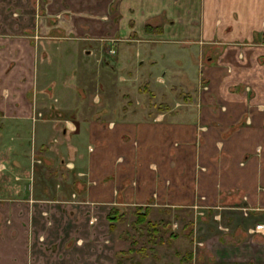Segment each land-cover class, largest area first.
<instances>
[{
  "label": "crops",
  "instance_id": "0c3cea01",
  "mask_svg": "<svg viewBox=\"0 0 264 264\" xmlns=\"http://www.w3.org/2000/svg\"><path fill=\"white\" fill-rule=\"evenodd\" d=\"M160 17L182 23L181 37L173 25L149 34ZM146 39L216 55L197 60L202 84L182 91L197 95L144 117L123 107L76 113L56 140L41 139L49 126L34 128L37 151L57 143L58 159L46 163L58 175L37 169L21 195L0 196V264H113L109 217L135 208L192 215L214 264H264V235L247 232L264 222V0H0V118L62 115L60 86L47 95L56 63L43 64L42 40L87 45L80 53L89 56L95 40Z\"/></svg>",
  "mask_w": 264,
  "mask_h": 264
},
{
  "label": "rangeland",
  "instance_id": "374dc122",
  "mask_svg": "<svg viewBox=\"0 0 264 264\" xmlns=\"http://www.w3.org/2000/svg\"><path fill=\"white\" fill-rule=\"evenodd\" d=\"M37 2L38 0H34V8ZM147 25L155 29L149 30V34L155 36L163 35V25H173L178 37L182 35L179 29H185L182 23L172 24L161 17L157 19V24ZM146 40L144 43L126 47L121 45L123 42L115 40H95L89 45L92 50L89 56L80 53L87 45L69 40L65 41L66 43H60L64 40L40 42L38 50L43 49L46 52V56L43 55V64L47 62L46 64L50 66L56 63L53 77L51 76L54 78V84L47 95L51 99L59 86L62 91L58 92L64 94L60 107L58 103H47L45 106L48 104L57 106L62 115H55L53 108L50 114H41L33 109L30 119L27 120L0 118V196L21 195L25 191L23 187L28 188L29 184L32 185L30 178L32 179V173L34 171L35 174L37 169H42L43 176L49 179L58 175L54 167L46 163L47 158L54 161L58 159L54 149L57 143L52 142L54 147L47 148V151L36 150L35 144L40 133L35 132L34 128L37 129L41 124L50 128V134L42 135L41 139L51 141L58 139L61 127L69 130L67 126L70 125L66 122L77 118L79 115L76 113L85 117L91 112L116 111L123 107L128 110L140 109L142 111L140 116L144 117V110L148 109L162 110L173 107L179 110L182 108V102L188 101L186 96L190 99L191 94L197 95V87L194 88L195 92L182 91L190 88L187 84H198L200 80L195 66L197 60L201 59V63L204 64L208 61L206 60L208 56L214 60L216 55L201 53L198 56L197 46L187 45L182 41L158 40L159 44L155 40ZM155 46L157 47L154 50L152 47ZM205 46L213 47V44L208 43ZM54 47H59L55 53L52 52ZM135 48L139 50L138 57L134 52ZM140 59L144 62L142 66L138 65ZM165 68L169 72L165 71ZM207 89L201 86V90ZM93 97L96 98L94 107L89 103ZM126 114L129 115L128 112ZM69 144L72 145V142ZM25 175L28 177L26 182L22 180ZM44 185H47L48 189H53L55 184L52 182ZM170 210L166 215L146 211L147 220L158 230L159 236L154 237V240L145 237V227L137 230L132 211H126L120 221H114L113 264H214L212 260L209 261L208 254L196 240L194 217L189 216L181 208ZM163 221H166L165 224ZM142 245L144 252L136 251ZM198 256L201 257L200 261L197 259Z\"/></svg>",
  "mask_w": 264,
  "mask_h": 264
},
{
  "label": "trees",
  "instance_id": "16d2710c",
  "mask_svg": "<svg viewBox=\"0 0 264 264\" xmlns=\"http://www.w3.org/2000/svg\"><path fill=\"white\" fill-rule=\"evenodd\" d=\"M146 208H135L134 210H132V214L135 216L134 217V224L136 225L137 227V230L139 228H144L145 227V230L146 232L144 233L145 237H147V239H150V240H154V237L156 236H159L158 234V230L156 227H153V224H151L149 222V220H147V213H146ZM163 213L166 215L169 213V209H163ZM112 216L109 217V219L114 222V221H120L123 216H124V213H120V214H117V212H113L111 214ZM177 218V217H176ZM166 221H163L162 223L165 224ZM186 223H190L189 221H186ZM114 226L111 225V228L113 229ZM143 245L140 246V248H138V252H144L143 250ZM189 253V252H188ZM187 253V254H188ZM190 255V253L188 254V256ZM119 261V260H117Z\"/></svg>",
  "mask_w": 264,
  "mask_h": 264
},
{
  "label": "built area",
  "instance_id": "2783aa9c",
  "mask_svg": "<svg viewBox=\"0 0 264 264\" xmlns=\"http://www.w3.org/2000/svg\"><path fill=\"white\" fill-rule=\"evenodd\" d=\"M245 211V210H243ZM247 232L249 234H260V235H264V222L262 223H258V224H254V226L250 229L247 230Z\"/></svg>",
  "mask_w": 264,
  "mask_h": 264
}]
</instances>
